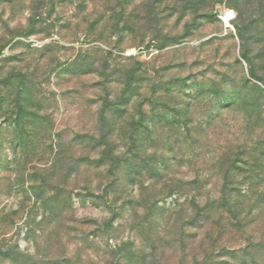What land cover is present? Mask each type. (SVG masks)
<instances>
[{"label":"rangeland","instance_id":"obj_1","mask_svg":"<svg viewBox=\"0 0 264 264\" xmlns=\"http://www.w3.org/2000/svg\"><path fill=\"white\" fill-rule=\"evenodd\" d=\"M0 264H264V0H0Z\"/></svg>","mask_w":264,"mask_h":264},{"label":"built area","instance_id":"obj_2","mask_svg":"<svg viewBox=\"0 0 264 264\" xmlns=\"http://www.w3.org/2000/svg\"><path fill=\"white\" fill-rule=\"evenodd\" d=\"M219 19L223 23H228V21L230 20L229 18L227 19L226 13H223V14L219 15Z\"/></svg>","mask_w":264,"mask_h":264},{"label":"bare ground","instance_id":"obj_3","mask_svg":"<svg viewBox=\"0 0 264 264\" xmlns=\"http://www.w3.org/2000/svg\"><path fill=\"white\" fill-rule=\"evenodd\" d=\"M229 13H231V15H229ZM226 15H227V19H228V18L231 19L232 16H233V13H232V11L228 10V11L226 12Z\"/></svg>","mask_w":264,"mask_h":264},{"label":"snow or ice","instance_id":"obj_4","mask_svg":"<svg viewBox=\"0 0 264 264\" xmlns=\"http://www.w3.org/2000/svg\"><path fill=\"white\" fill-rule=\"evenodd\" d=\"M229 15H231V13H229Z\"/></svg>","mask_w":264,"mask_h":264}]
</instances>
